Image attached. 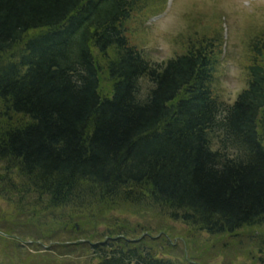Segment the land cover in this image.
Segmentation results:
<instances>
[{
    "label": "trees",
    "instance_id": "16d2710c",
    "mask_svg": "<svg viewBox=\"0 0 264 264\" xmlns=\"http://www.w3.org/2000/svg\"><path fill=\"white\" fill-rule=\"evenodd\" d=\"M139 3L0 0V163L25 177L0 180L40 208L43 228L49 216L68 235L102 217L114 227L54 245L41 264H205L115 217L144 196L183 224L249 242L264 264V36L249 43L246 86L224 103L215 38L151 62L124 27Z\"/></svg>",
    "mask_w": 264,
    "mask_h": 264
},
{
    "label": "rangeland",
    "instance_id": "374dc122",
    "mask_svg": "<svg viewBox=\"0 0 264 264\" xmlns=\"http://www.w3.org/2000/svg\"><path fill=\"white\" fill-rule=\"evenodd\" d=\"M124 27L130 43L155 63L185 51L188 39L214 37L221 52L215 65L213 88L219 99L230 103L246 86L247 65L251 57L250 41L257 35L264 36V0H140L139 8L125 20ZM99 60L101 63L105 61L101 57ZM105 77L102 83L107 87ZM142 81L143 85L147 84L146 79ZM0 173L10 177L11 181L23 184L25 177L13 164L1 162ZM9 186L7 181L0 180L1 264H28L25 253L34 256V264H37L36 261L41 264L39 255L61 245L63 241L74 237L87 239L92 233L95 236V228L99 230L97 232L106 227L114 228L108 226L106 218L102 217L100 223L92 222L82 231L68 235L61 231L62 227L52 226L54 219L49 216L47 222L50 220L51 223H47L45 229L39 222L41 218L34 215L43 214L40 208L33 207V201L27 200L22 204L18 194L7 191L10 190ZM146 198L144 196V202L138 205L133 204L136 206L125 207V203L121 202L114 210L115 217L123 221L126 218L135 225L141 224L156 237L164 234L176 239L175 242L182 248L169 250L170 256L172 253V256L181 259L187 252L193 259H202L205 264H260L256 258L257 249L251 248L249 242L236 243L227 236H211L174 220L160 204ZM88 228L91 233H85ZM11 236L20 243L10 240ZM64 258L69 257H60L59 260L63 261ZM76 264L85 263L82 259Z\"/></svg>",
    "mask_w": 264,
    "mask_h": 264
}]
</instances>
